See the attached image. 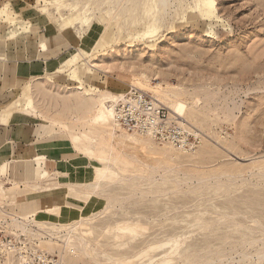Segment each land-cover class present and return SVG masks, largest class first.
<instances>
[{
	"label": "rangeland",
	"instance_id": "rangeland-1",
	"mask_svg": "<svg viewBox=\"0 0 264 264\" xmlns=\"http://www.w3.org/2000/svg\"><path fill=\"white\" fill-rule=\"evenodd\" d=\"M13 1L30 14L62 17L75 10L85 34L113 23V46L92 56L97 68L110 74L101 76L106 86L99 91L123 94L136 86L153 95L152 86L172 90L188 103L191 123L204 135L199 134V145L191 150L159 141L155 151L121 147L94 122L92 105L67 89L72 78L52 80V85L44 79L36 87L46 93L37 90L34 110L55 121L64 130L60 136L80 137L74 142L88 158L82 154L86 165L72 184L78 196L93 193L79 218L52 217L57 224L77 225L87 251L79 239L64 245L67 226L52 224L51 216L40 223L50 235L17 231L10 219L14 211H22L2 204L1 190L0 233L3 226L35 250L58 256L62 264H264V0H176L164 20L146 22L159 26L155 37L144 36L142 25H133L112 0ZM10 3L1 6L14 9ZM71 71L74 77L79 72ZM32 94L30 82L6 100L16 108ZM165 147L178 150L166 149L160 156ZM89 165L97 169L87 170ZM13 175L9 170L3 178L9 182ZM19 262L14 251L0 249V264Z\"/></svg>",
	"mask_w": 264,
	"mask_h": 264
},
{
	"label": "crops",
	"instance_id": "crops-1",
	"mask_svg": "<svg viewBox=\"0 0 264 264\" xmlns=\"http://www.w3.org/2000/svg\"><path fill=\"white\" fill-rule=\"evenodd\" d=\"M8 2L14 9L7 4L1 6ZM15 3L13 0H0V164L12 161L15 166L10 165L4 170L5 173L11 170L15 174L13 179L8 180L25 184L22 188L14 187L15 190H12V198L18 199L14 209L36 210L73 198V189L68 185L52 186L59 183L57 173L81 170L86 165L82 162V154L87 158L88 154L73 139L60 136L64 130L55 121L41 118L36 110L33 109L32 117L25 116L17 108L10 114L8 109L15 107L16 103L11 99L6 100V97H13L30 82L35 86L48 79L52 85V80L67 75V79L71 80L74 77L69 75L72 71L58 68V63L71 49L82 45L88 33L84 32L82 20L74 18L75 10L62 17L55 13L44 16L43 12L30 14V11L20 6L23 5L21 2ZM16 11L20 12L19 18ZM43 43H46V51L41 49ZM66 71L70 73L63 75ZM78 71L76 77L95 91L106 86L101 76L110 75L92 66L86 68L84 74ZM41 120L57 127L59 131L40 124ZM37 155H44L46 160L34 161ZM45 173L49 177H44ZM34 185L44 189L34 191ZM24 197H28V205L24 203L19 207ZM34 201L39 203L32 205Z\"/></svg>",
	"mask_w": 264,
	"mask_h": 264
},
{
	"label": "bare ground",
	"instance_id": "bare-ground-1",
	"mask_svg": "<svg viewBox=\"0 0 264 264\" xmlns=\"http://www.w3.org/2000/svg\"><path fill=\"white\" fill-rule=\"evenodd\" d=\"M110 2H111V4H116L121 8L122 11H119V13L123 12L124 14H129L130 19H131V23L133 25H136V24L142 25V30H143L144 36L149 35L150 37H155L156 35L159 34V29H160L159 26H157V25L149 26L146 22H148V21L158 22V21L164 20L165 19L164 14L165 13H171V8L173 7V5H175L176 0H112ZM142 19H144V21L142 24H140L141 22H139V21ZM113 25L114 24L111 23L110 25H108L107 28H105V29L101 28L102 30H99L96 33L93 31V29H90L89 33L87 35V38H85L83 41V44L79 45V47H74L73 52L68 54L65 58H62V60L58 63V68H65L68 71H70V70H76V71L81 70L84 74L86 71V68L88 66L97 67V65H99L98 62L95 61V60H97V58H93L92 56L98 52H103V51L107 50V48L109 46H113V36H114V31L112 28ZM119 32H122V30H119ZM45 44L46 43H43L41 46L42 51L47 50V47ZM152 45H154V44H152ZM2 55H4V53ZM143 76H145V75H143ZM41 83H45V81H41ZM70 84L72 85V87H71V85H69L67 89L68 90L70 88L73 89L74 90L73 92H76L77 95L79 96L80 101L87 102L88 104L92 105V111H91L92 119L94 120V122H96L97 124L102 126L104 128V130H106L109 133L111 140L115 141L121 147H124L126 145H138L139 147H145L147 149H150L151 151H155L154 150V149H156V147L154 146V145H156L155 141H158V140L156 139V137H154V135L149 134V133L131 131V130L123 127L120 124V122L118 121L115 107H116V103L118 102V100L121 97H123L124 93L123 94L121 92L112 93L110 90H107L105 92L104 91L103 92L102 91H95V90L87 87L84 84L83 80L80 78H77L76 76L72 78V83H70ZM138 85H140V87L142 86L143 89L146 87V85L143 84L142 82H139ZM134 87H136V86H134ZM37 90L38 91L40 90L41 93H46V92H43L42 88L36 87V85H35L34 86V93H35L34 95L35 96L33 94L24 96L22 103H20L16 107L17 110L20 113H23L25 116H29V117L34 116L33 115V109L36 108V99L35 98H36ZM149 91L151 93H153V95H151V96L155 100H158L161 102L164 101L166 103V106L168 107L171 115L173 116V118L176 120L177 123H181V125L185 129L187 127L186 125H188L191 128L193 127V128H195L194 132L199 131L200 133L199 132L198 133L201 135L202 131L191 123V122L194 123V121H193V118L191 116V113L187 109L188 103L185 101L184 98H182V96H173V94L170 93L172 90L170 92H168L166 90H161L159 88H155V86L150 87ZM113 100H115L114 104L112 106H110L108 103L113 101ZM190 104L192 106L196 105V104L194 105L193 102ZM14 111H15V108L12 106L8 109V112L10 114L13 113ZM120 126H122L123 128ZM202 135H204V133H202ZM79 139H80L79 136L74 137L75 141H77ZM163 143L171 144L169 142H163ZM171 145H173V144H171ZM173 146H175V145H173ZM115 147H113V148H115ZM176 147L185 148L183 146H176ZM82 149L84 150V148H82ZM164 149L165 150L163 152L161 151V154H159L160 156L166 154V152L168 151L166 149H173L174 150L175 148L165 147ZM177 150L178 149H175L174 151H177ZM179 151H182V150H179ZM119 152H121V151H119ZM169 152H171V151H169ZM184 152H187V151L183 150V153ZM96 156L92 155L91 158L98 159L101 161L102 157H100V156L96 157ZM107 158H109V157H107ZM104 159H106V158H104ZM45 160H46V157L44 155H37L34 157V161H37V162L45 161ZM10 165L15 166L12 161H8L2 165L0 164V190L2 191V195H3V198H1L2 204L4 203L7 206H10L14 210V207L17 206L18 199L12 198L9 194V191L15 190V188H13V186H15L16 183L11 181V180L9 182H6V180L3 178V175L5 174L4 170ZM91 169L96 170L97 167L89 165L87 170H91ZM81 172L83 173V170H76L74 172L63 173V174L57 173L59 183L52 186V187H58L62 184L68 185L69 187H71L73 189L72 194L73 195L76 194L75 196H73V198H70L68 201H66L64 203L59 202V203L54 204L50 207L47 206L49 208H47L45 210L36 209V210L31 211V210H25V209L21 208L20 211H22V213H19L18 211H14L12 213V216L10 219L11 224H13V226L16 227L17 231H21L23 235L29 234V236L32 235L34 237H38L41 235L43 236L45 234L50 235V232H48V231L45 232V230H43V228L41 227L42 225H40L41 222H45V221L47 222V220L45 219V216H51L52 217V215H56L57 217H59V219H63L67 216L68 217L78 216V218H79L80 215L87 212L86 210L89 208V206L91 205V202H92L91 195H93V193H89V195L86 198H84V197H82V195L78 196V194L76 193V189H75L76 185L72 184L73 183L72 181H73V179H77L76 177L79 176V173H81ZM52 175H54V174H52ZM44 177H46V178L49 177V174L45 173ZM42 182H44V181H42ZM5 184H9L11 186V188L4 189L3 186ZM30 188L31 187H29V189ZM33 188H34V191L39 190V189H44L42 187H37L36 185L32 186V189ZM30 192H33V190L32 191L30 190ZM26 198H28V197H24V199L21 202V204L19 205V207L24 205V203H25V205H26V203L28 205ZM35 202H37V201L32 202V205H35ZM37 203H39V201ZM1 210L5 211L2 209V207H1ZM49 219L52 221L54 218L52 217ZM57 223H59L58 220L56 222L53 220V222H52V224H55L56 226L57 225H60L63 227L67 226V228L64 229V234H63V235H66L64 245H66V244L69 245V243L75 245L76 240L79 239L83 251H85V252L87 251L86 239L84 238V236H82L80 233H78L75 230V227L77 225L70 224V223H68V224H65V223L57 224ZM37 229L39 231H41L42 233H37ZM25 236H27V235H25ZM39 238L41 239V237H39ZM24 242L26 243V241H24ZM61 258H62V254H61ZM20 260H21V262H19L18 264H23V260L19 258V261ZM14 264H16V263H14Z\"/></svg>",
	"mask_w": 264,
	"mask_h": 264
},
{
	"label": "built area",
	"instance_id": "built-area-1",
	"mask_svg": "<svg viewBox=\"0 0 264 264\" xmlns=\"http://www.w3.org/2000/svg\"><path fill=\"white\" fill-rule=\"evenodd\" d=\"M115 108L120 124L131 131L149 133L159 142H169L190 150L199 145L198 132H188L176 122L164 103L140 88L130 86ZM3 246L14 251L23 264H62L58 256L45 254L39 247L35 250L30 242L17 239L15 233L7 232L2 226L0 249Z\"/></svg>",
	"mask_w": 264,
	"mask_h": 264
}]
</instances>
